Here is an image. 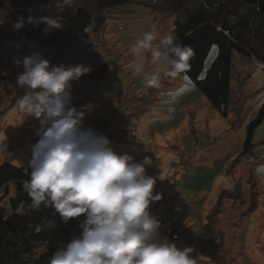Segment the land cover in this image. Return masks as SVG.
Here are the masks:
<instances>
[{"label":"clouds","instance_id":"obj_1","mask_svg":"<svg viewBox=\"0 0 264 264\" xmlns=\"http://www.w3.org/2000/svg\"><path fill=\"white\" fill-rule=\"evenodd\" d=\"M5 21L0 19V25ZM25 26L23 16L11 22ZM28 24H45V32L59 28L51 16L29 17ZM136 57H150L153 70L134 66L145 89L157 88L165 79L182 77L190 69L194 50L172 36L161 37L153 27L131 46ZM21 65L19 55L13 57ZM24 73L17 86L24 90L14 111L35 117L38 142L28 161L29 179L23 188L32 208L50 206L65 224L83 217L81 234L55 251L49 264H196L193 247L180 249L165 237L158 238L160 221L150 205L162 199L154 194L157 177L146 172L149 159L133 162L118 154L95 129L84 128L85 110L72 106V81L93 71L84 64L50 67L40 52L23 56ZM46 227H55L47 221Z\"/></svg>","mask_w":264,"mask_h":264},{"label":"rangeland","instance_id":"obj_2","mask_svg":"<svg viewBox=\"0 0 264 264\" xmlns=\"http://www.w3.org/2000/svg\"><path fill=\"white\" fill-rule=\"evenodd\" d=\"M187 1L183 0V5H187ZM191 1V0H190ZM180 3L181 0H178ZM65 2H57V4H62ZM55 4V6L57 5ZM127 4H132V6L141 5L145 6V17L149 21V28H155L161 37H168L171 31L174 28L175 21L179 18L182 9L175 7L172 3V0H131ZM71 8L72 4H69ZM54 7V6H52ZM120 6H116L114 8H118ZM113 8H107L103 11V15L105 17V21L101 27L106 28V38L102 43L101 47L98 50L97 56L94 58L95 60L89 63L88 66L93 68V71L96 69L97 72L102 73L103 65L102 61L107 59L111 63H113L112 68L115 69V73L113 77L122 72L125 73V76H128L129 72L132 70V74H137L134 71V66L137 64H141L144 67L145 71L153 70L154 65L151 62L150 57L143 55L141 57H136L134 55H130L127 59V65H124L122 61L120 65L116 64L118 60V55L114 50H110L105 55L100 56L102 52L101 49L104 47L107 42L111 41L113 43H117L119 35L115 32V21L118 20L121 22L122 28L123 20H126L125 15L120 12H116L112 10ZM27 9H7L4 7H0V19H3L5 22L0 25V52H1V71L4 75V82L0 87V164L4 161H9L15 166L25 168L28 162L29 157L32 155V147L35 145L39 137L36 135V130L40 126V122L37 118L32 116H26L22 113L14 111L17 101L20 96L24 94V90L17 86V78L19 75L24 73V68L22 66L23 56L30 55L32 52H40L43 57L50 61V67L59 66L61 64L65 65H77L78 62L74 63V56L68 55V50L65 47L60 46L58 43H53L49 45H37L32 38L20 36L16 30L12 27L11 22H15L18 20L20 16L24 18L27 15ZM57 11L55 8L51 11V16H56ZM123 16L121 19L116 16ZM100 28V27H99ZM119 29V31L121 30ZM116 34V37L113 36ZM116 38V40H115ZM17 43L26 44L27 50L22 55L19 56L21 60V65L17 66L13 60L15 56L13 54L15 45ZM119 53V52H118ZM217 53V46L213 45L209 51V54L204 62L203 74L205 70L210 66L212 60L214 59ZM104 54V53H103ZM81 60V59H80ZM232 77H231V106L234 108L232 113L236 115H240L245 117L248 122L253 116L255 111L260 107L262 101L264 100V64L257 60L254 56H243L237 52H233L232 56ZM84 64L85 62H80ZM86 65V64H84ZM127 66V67H126ZM109 67H106L104 70H109ZM124 69V70H123ZM91 74V73H90ZM85 74L78 81H72L73 89H81L85 87H98L99 82H93L88 79V75ZM99 74H97L98 76ZM103 80L102 86H99L98 90L93 91L92 100L93 102L97 95L101 97L108 96L109 99L113 102V105L108 104L107 107H111L109 109L112 112H115L117 118H113L115 121H120L119 125L114 126H122L125 130L122 134L118 133L117 135L113 134L108 135V130L106 129L101 131V128L95 124L94 117L97 116V113L91 115L94 112V109L91 111H85V117L83 120L84 128H93L98 133L102 134L109 140V146L113 148L118 154H124L127 152L128 155L131 156L130 151H126L130 144H146V142H139L140 139V131L147 130L148 133L153 136L155 133L156 137L154 138L155 147L148 148L146 147L143 151L146 152L142 155L141 158H148L150 163H154L156 166L161 167L164 162H170L173 164L171 173L169 178L174 176H179V172L176 173L177 169H179V164H175L178 162L177 159L173 156L174 149L171 143H174V138L178 137L179 141L183 140V143H189V136L187 132H184L187 127L188 118L183 114L172 117L175 124L172 127L170 125H166L167 121H160L153 119L154 116L159 117L160 110L157 107H151L150 110L145 113L142 117L137 118L135 115H131L135 111V104L133 101V89H127L130 93H127L125 90L126 78L122 79L119 83V77L110 78ZM186 76H183V78ZM185 80V78H184ZM187 78V82H188ZM190 83V81H189ZM181 84V83H180ZM88 87V88H89ZM87 88V89H88ZM121 88L123 90L122 94L109 96L112 94L115 89ZM125 90V91H124ZM195 92L193 91L190 94V99H193L197 109L199 110V122L201 130L198 132V137L201 146L198 149L205 150L209 149V153H211L217 146V142H212L207 139V135L204 132L206 127L212 132L218 133L222 140H227L230 147H234L237 145L239 141L242 142L245 136V123L243 122L236 130L230 128L228 123V117L223 116L216 110H210L211 112H207L208 104L205 97L200 93V91L194 87ZM97 93V95H96ZM87 96V94H86ZM142 96V95H141ZM146 96L151 97L153 93L149 91ZM143 97V96H142ZM145 97V96H144ZM157 96L155 95L154 98ZM240 97V98H239ZM161 99V98H160ZM135 101L139 103L140 99H138V95L135 96ZM95 103V101H94ZM243 104V109L238 111L239 106ZM87 105V100L85 102ZM93 104L91 103V107ZM84 105L77 107V109H82ZM108 109V111H109ZM115 110V111H114ZM107 112V109L104 110V113ZM207 113V115H206ZM117 119V120H116ZM130 120L131 123L129 125H121L122 121ZM178 120L187 121L185 126L179 125ZM242 120V119H241ZM108 121V119H105ZM95 124V125H94ZM115 128V127H113ZM112 128V129H113ZM131 132H133L131 134ZM105 134V135H104ZM183 136L185 139H183ZM264 136V119L263 121L256 127L254 137L257 141ZM162 142L160 145L158 144V140ZM116 139H122L120 142L115 141ZM114 141V142H112ZM206 141V143H204ZM184 143V144H185ZM177 145V144H174ZM190 145V143L188 144ZM132 151V149H130ZM142 150V147L138 148V151ZM133 152V151H132ZM253 152L257 155H264V144L256 146ZM147 154V155H145ZM213 154V152H212ZM171 155L174 159L171 158ZM227 159V165H230V169L234 168L233 164L239 163L245 167L244 169H239L235 167L234 169L229 171V174H226L224 177L221 176L217 178L215 182V186L208 191V201L207 204H196L193 206V203L190 201L189 203L184 204L178 208H171L166 215L174 218L173 221L169 219H165L169 225H175L178 228V231L183 232L184 223L188 222V220H194L195 225H193L189 234V241L187 244L183 245V247H179L183 249L185 247H193L194 251L192 252L193 258L196 261V264H241L242 257L239 259V252L242 249H245V263L244 264H252L249 260V257L258 258L259 254L264 257V246L261 248V244L264 242V184L263 188L257 183V181L251 175V168H249L246 160H243V155L241 153L236 156L227 153L225 154ZM201 161V157H199ZM225 160V159H224ZM223 162V160H221ZM234 162V163H233ZM218 164H216L217 166ZM235 166V165H234ZM198 168V167H196ZM257 169H264L263 165H259ZM148 170V169H147ZM158 171L159 178L162 179L163 176L160 175V169H150L148 172L153 174L151 176H156L153 172ZM229 176L230 178H225ZM230 179L229 184H226L224 187L221 186V183H226L227 180ZM187 180L182 182L183 186L187 185ZM207 181L203 180V183ZM157 183V182H156ZM209 184V183H208ZM162 186L161 184H155L154 186V194L159 193L158 188ZM168 184L164 187L166 188ZM192 188H195L194 185ZM183 192L185 195L183 198H187L190 191L186 189H176V192L172 196L179 195ZM21 193L17 191L16 184L14 182L5 185L0 190V206L4 207L7 213L15 212L9 203V198L13 196H18ZM189 200H192L191 196ZM259 201V202H258ZM156 202V201H155ZM155 202L150 205V211H152L155 207ZM192 203V204H191ZM258 203V205H257ZM261 203V204H259ZM257 205V206H256ZM205 209V219L209 217L214 218V230H215V247L208 249V253H211L215 256V260L209 256H203L202 251L200 249L199 237L195 236V230L198 229L200 220L197 221L193 216L200 215L201 209ZM163 212V205L160 206L159 217H167ZM188 212H191L192 218L185 219ZM250 214V218H245L246 215ZM154 214V213H153ZM239 215L242 216V220L244 222L237 226V221L239 219ZM82 218L83 221V217ZM79 220V218H77ZM182 222H184L182 224ZM236 223V224H235ZM248 225H251L252 228L255 229V238L251 239V233H248ZM237 226V228H235ZM235 228V229H234ZM246 230V232H245ZM179 232V233H180ZM185 238L183 237V240ZM194 240V242H193ZM239 241V243H238ZM230 242L231 247L228 245ZM194 243V244H193ZM241 243V245H240ZM44 249V245L37 244L33 251V255L30 256L29 263L32 264L31 259H34L38 256V254ZM260 258V257H259ZM262 264V263H261Z\"/></svg>","mask_w":264,"mask_h":264},{"label":"trees","instance_id":"obj_3","mask_svg":"<svg viewBox=\"0 0 264 264\" xmlns=\"http://www.w3.org/2000/svg\"><path fill=\"white\" fill-rule=\"evenodd\" d=\"M58 1L72 4L71 8L64 11V30L55 28L45 32V24L36 26L27 23L29 17L41 16L26 15L25 26L16 32L20 36L32 38L38 45L58 43L64 47L60 41L68 34H87L90 28L98 29L105 21V9L125 5L131 0H0V7L27 9L39 5L55 6ZM182 2L172 0L182 12L168 36L180 39L194 50L190 69L184 75L215 110L227 116L229 111L234 110L230 97L233 52L247 57L254 56L264 64V0H189L186 6ZM213 45L217 46V53L202 75L205 59ZM3 82L0 52V87ZM263 119L264 100L246 124L241 155L251 152L254 131ZM236 123L237 120L233 119V125ZM29 173L28 162L25 168L9 161L0 164V190L14 182L17 191L21 193L9 198L15 212L7 213L0 206V264H30L28 258L33 255L37 244L44 245V249L31 259L32 264H49L52 254L58 248L73 238H79L81 234L82 221L77 218L65 224L52 207L44 204L39 208L30 206V197L23 188ZM47 221H54L56 226L46 227ZM160 223L166 224L164 221ZM213 224V217L205 219L200 241L205 255L215 260V256L207 251L215 247Z\"/></svg>","mask_w":264,"mask_h":264},{"label":"crops","instance_id":"obj_4","mask_svg":"<svg viewBox=\"0 0 264 264\" xmlns=\"http://www.w3.org/2000/svg\"><path fill=\"white\" fill-rule=\"evenodd\" d=\"M145 6H141V5H136V6H132V4H125L122 5L118 8H113V11L116 12H122L121 14L125 15L126 20L122 19L123 22V26L124 28L121 29L120 31L118 30L117 32H115L117 35H119L117 43H113L111 41L107 42V44L102 47L101 49V53L100 56L105 55L107 52H109L110 50H114L117 55H118V60L116 62V64H118V66L120 65V63L123 61L124 65H122L121 67L127 65L125 64L127 59L129 58V56L133 55L130 51L131 46L133 44H135V42L142 36V34L147 31V29L149 28V21L143 17V15L145 14ZM119 17L121 19V17L123 16H116ZM116 34H113V36L116 37ZM116 40V38H115ZM38 45V44H37ZM119 52V53H118ZM104 53V54H103ZM75 59V58H74ZM95 59L92 60V62ZM83 60H77L75 59L73 64L78 62H82ZM102 63H104L103 65V71L101 73L97 72L96 69L94 71L91 72L90 75H88V79L92 80L93 82H99L98 87L96 88L94 85L93 87H85V88H81V89H73L71 88V95L73 97V101H72V106L74 107H79L82 104L85 106V102L87 100V105H90L91 107V103L93 104V106L91 107V110L94 109V112L91 114H95L97 113V116L94 117V121L95 124L98 125V127L101 128V131L109 129L108 130V135L109 134H113V131L115 135H117L118 133H123L125 130L123 129L122 126H114V125H119L120 121H115L113 118H117L115 115V112H112L111 107H107L108 104L113 105V102L109 99L108 96L105 97H101L97 95L96 99L93 102H90L93 98L92 96L93 91L94 90H98L99 86L104 85L103 84V80L107 79L106 77H108V75L110 74V78H115V77H119V83L122 79L126 78V89H133V101L135 104V111L134 113H132L131 115H135L137 118L142 117L145 113H147L151 107H157V109L159 108L160 110V114L159 117L154 116L153 119L156 120H160L162 122L167 121L166 125H170L169 127H172L175 124V121H173L172 117L180 115V117L185 114V116L188 118V122L187 121H182V120H178L179 125H184L187 122V127L185 128L184 132H187L188 136H189V143L190 145L183 143L182 141H179L178 137L174 138V143H171L173 145H171L174 149V154L173 156L175 157V159L178 160V162H176L175 164H179V169H177L176 173L179 172V176H174L172 178H169V175L171 173V169H172V165L170 162H166L163 161L164 164L161 167L156 166L154 163H150V165L146 166V172L149 175H153L151 173H149L148 171L150 169H160V175L163 176L162 179L159 178V174L158 171L154 170V174L157 175V184H161L162 186H160L158 188L159 190V194H162V199L159 201L155 202V207L152 211H154V215L156 216V218L159 221H164L168 224V222L166 221L167 219H169V217L166 215L167 212H169V210H171V208H178L183 206L186 203H189L190 201L193 203V206L200 203L201 205L205 203L207 204L208 201V191H210V189H212L215 186V182L217 181V178L221 176L224 177L226 174H229V171L234 169L235 167L239 168V169H244L243 165L236 163L233 164L232 169L230 170H226V167L229 165H227V159L225 157V154L230 153L233 156L239 154L241 152V144L242 142L239 141L237 143V145H235L234 147H230L229 143H227V140L223 139L222 137H220L218 135V133L214 132V131H210L207 127L206 129H204V132L207 135V139L211 140L212 142H217V146L216 148L212 151L211 153H209V149H205V150H201L198 149L199 146H201L202 144H200L199 141V137H198V132L201 130L200 124L199 122L201 120H199V110L197 109L195 103L193 102V99H190V94L195 90H194V85L193 83L190 81L187 82V79L184 80L183 75L182 77H178L175 79H165L162 81L161 85L157 88H149V89H145V87L143 86L142 83V76L140 74H132V70L128 73V76H125V73L127 72H122L119 73L118 75H116L115 77H113L114 73H115V69L112 68L113 63H111L110 61H108L107 59H105L104 61H102ZM81 64V63H80ZM85 64V63H84ZM106 67H109L110 69L105 71L104 69ZM127 67V66H126ZM124 70V69H123ZM97 74H99L97 76ZM203 75V73H202ZM181 83V84H180ZM88 88V89H87ZM124 90V91H125ZM151 91L153 93V96L148 97L146 96V94ZM123 90H121V88H117L115 89V91L110 94L109 96H115V95H119L122 94ZM129 91L127 90L128 94ZM201 93V92H200ZM231 93H232V87H231ZM231 93H230V97H231ZM87 94V96H86ZM202 94V93H201ZM130 95V93H129ZM138 95V99H140L139 103H137L135 101V96ZM143 97H142V96ZM157 96L156 98H154V96ZM203 95V94H202ZM145 96V97H144ZM204 96V95H203ZM205 97V96H204ZM161 98V99H160ZM240 98V97H239ZM206 99V97H205ZM207 100V99H206ZM208 104V113L211 112L210 110H213L214 108L210 105V103L207 100ZM238 111H241L243 109V104L238 105ZM107 109V112L104 113V110ZM109 109V111H108ZM90 110V111H91ZM215 110V109H214ZM87 111V110H85ZM115 111V110H114ZM217 111V110H216ZM218 112V111H217ZM207 115V113H206ZM228 117V123L231 129L236 130L239 125H241L244 121H247V119H245V117L240 116V115H236L231 111L228 112L226 118ZM105 119H108V121H105ZM141 119V118H140ZM233 119L234 121L237 120V123L235 125H233ZM240 119H242L240 121ZM117 120V119H116ZM131 123L130 120H126V121H122L121 125L125 124V125H129ZM245 125L248 122H244ZM94 124V125H95ZM236 126V127H233ZM115 127V128H113ZM246 127V126H245ZM113 128V129H112ZM133 132H131L132 134ZM255 133V131H254ZM140 139L138 140L139 142H146V144H130L129 147L126 149V151H130L131 153V157L133 158V162H142L145 158H141L142 155H144V153L147 151H143L146 147L151 148V147H155V142H154V138L156 137V135H158L157 133H155V135L153 136L152 134L148 133L147 130H141L140 131ZM105 135V134H104ZM183 139L184 136H183ZM122 139H116L115 141L120 142ZM243 141V140H242ZM114 142V141H112ZM162 142L160 141V138L158 140V144L160 145ZM206 143V141L204 142ZM177 144V145H174ZM253 148L251 150V152L247 153V155H249L247 158H243V160L247 161V164L244 165H248L249 168H251V175L253 176V178L257 181V183L263 188V184H264V171H262V169H257V167L259 165H263L264 166V155H257L253 152L254 148L256 146H259L261 144H264V136H262L260 138L259 141H257L254 137L253 134ZM161 146V145H160ZM142 147V150L138 151V148ZM132 149V151L130 150ZM124 154H127V152H125ZM147 155V154H145ZM171 155V158L174 159ZM199 157H201V161L199 160ZM225 159V160H224ZM221 160H223V162H221ZM234 163V162H233ZM216 164H218L216 166ZM235 165V166H234ZM198 167V168H196ZM148 169V170H147ZM156 177V176H154ZM225 178H230L229 176L225 177ZM187 185L183 186L182 182L184 180H187ZM206 179L207 181H205V183H203V180ZM230 179L226 181V183H221V186L224 187L226 184H229ZM209 183V184H208ZM263 183V184H262ZM168 184V186L166 188H164L166 185ZM194 185L195 188H192ZM186 189L189 190L190 194L187 195V198H183L184 197V193L181 192L179 195L175 196L174 198H172V196L174 195V193L176 192V189ZM191 196L192 200H189V197ZM259 202V201H258ZM191 203V204H192ZM161 204L163 205V212L166 210V212L164 213L167 217H159V211H160V206ZM261 204V203H259ZM258 205V203H257ZM256 205V206H257ZM206 209V208H205ZM205 209H201V214L200 215H195L194 214V218L197 219V221L200 220V224L198 229L195 230V236L194 237H199V244H200V249L202 251L203 256L205 257V251L202 248V244L200 241V237H201V228L204 224L205 221ZM189 214L187 215V217L185 219H191L192 218V214L191 212H188ZM239 219L237 221V226H240L244 220H242V216L239 215ZM250 214L248 213V215L245 216V218H250L249 217ZM166 219V220H165ZM80 221H82V218H79ZM169 220L173 221L174 218L171 217ZM184 222H182L183 224ZM236 224V223H235ZM195 225V221L194 220H188V222L184 223V229L183 232L179 233V238L176 241H172L171 243L174 242V244H176V246L179 247H183V245L187 244L189 241V237L187 236L189 234V230L190 228ZM174 227H176L175 225H173ZM237 226H235V228H237ZM248 233H251V239L253 242V239L255 238L254 236V232L256 228H252L251 225H248ZM177 228V227H176ZM234 228V229H235ZM178 230V228H177ZM246 232V230H245ZM254 233V234H253ZM197 235V236H196ZM183 237L185 238L183 240ZM194 242V241H193ZM239 243V241H238ZM194 244V243H193ZM228 245L231 247L230 242L228 243ZM241 245V243H240ZM264 246V242L261 244V248H263ZM193 253H191V256ZM239 259L242 257V262L241 264L245 263V249H241L239 252ZM260 257V258H259ZM249 260L252 264H264V257L261 256V254H259L258 258H252L249 257Z\"/></svg>","mask_w":264,"mask_h":264},{"label":"built area","instance_id":"obj_5","mask_svg":"<svg viewBox=\"0 0 264 264\" xmlns=\"http://www.w3.org/2000/svg\"><path fill=\"white\" fill-rule=\"evenodd\" d=\"M70 7L69 4H57L52 7L51 5H39L34 7L27 8V15H39V16H51V11L53 8L56 9L57 14L54 16L59 22H61V26L58 28L59 30H64L66 24V18L63 17L64 11ZM52 17V16H51ZM115 31L122 28L121 22L116 20L115 23ZM106 38V28L100 27L98 29H92L88 31L87 34L81 33H70L65 39H62L60 43L68 50V55H72L76 57L75 59H82L86 66L97 56L98 50L101 47L102 43ZM26 44L17 43L15 45L13 54L15 56H22L27 50ZM249 155L244 154L243 158H247ZM230 163L226 170H230ZM160 228L157 230L158 238L163 239L167 238L169 242L176 241L179 239V231L176 227L169 224L160 223Z\"/></svg>","mask_w":264,"mask_h":264},{"label":"snow or ice","instance_id":"obj_6","mask_svg":"<svg viewBox=\"0 0 264 264\" xmlns=\"http://www.w3.org/2000/svg\"><path fill=\"white\" fill-rule=\"evenodd\" d=\"M185 79H187V77H185ZM262 171H264V169H262Z\"/></svg>","mask_w":264,"mask_h":264},{"label":"bare ground","instance_id":"obj_7","mask_svg":"<svg viewBox=\"0 0 264 264\" xmlns=\"http://www.w3.org/2000/svg\"><path fill=\"white\" fill-rule=\"evenodd\" d=\"M197 236V235H196ZM180 239V238H179ZM198 239V238H197ZM194 241V240H193ZM174 243V242H173Z\"/></svg>","mask_w":264,"mask_h":264}]
</instances>
